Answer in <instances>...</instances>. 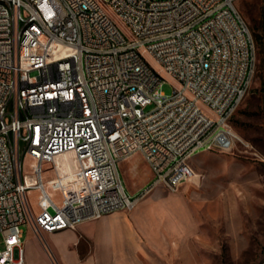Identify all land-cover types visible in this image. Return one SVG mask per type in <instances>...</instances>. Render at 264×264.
<instances>
[{"label": "built area", "instance_id": "1", "mask_svg": "<svg viewBox=\"0 0 264 264\" xmlns=\"http://www.w3.org/2000/svg\"><path fill=\"white\" fill-rule=\"evenodd\" d=\"M234 1L0 0V264H26L24 224L131 210L177 191L196 152L231 147L256 58ZM134 154L151 178L131 193L119 163Z\"/></svg>", "mask_w": 264, "mask_h": 264}, {"label": "rangeland", "instance_id": "2", "mask_svg": "<svg viewBox=\"0 0 264 264\" xmlns=\"http://www.w3.org/2000/svg\"><path fill=\"white\" fill-rule=\"evenodd\" d=\"M234 5L251 36L253 31L262 30L264 0H235ZM254 47L250 88L230 118L235 133L231 147L199 151L190 161L195 174L177 191L157 186L139 199L150 203L157 190L156 201L162 204L155 212L164 221L165 234H171L167 242L158 234L157 244L168 262H174L172 255L181 252L187 264H264V89L260 87L255 43ZM145 57L158 69L149 56ZM173 85L175 82L164 76L159 89L170 94ZM119 171L128 189L138 188L151 177L139 154L120 163ZM29 197L34 206L35 192ZM164 204L175 206L167 210ZM22 228L25 251L34 252L32 264H46L36 251V241L41 242L47 264H60L47 243L51 242L48 236L35 235L27 224ZM82 244L89 248L88 242ZM25 261L30 264L27 258Z\"/></svg>", "mask_w": 264, "mask_h": 264}, {"label": "crops", "instance_id": "3", "mask_svg": "<svg viewBox=\"0 0 264 264\" xmlns=\"http://www.w3.org/2000/svg\"><path fill=\"white\" fill-rule=\"evenodd\" d=\"M146 171L151 174L147 165ZM121 178L123 179L122 175ZM148 181L138 188L128 189L123 179L127 190L131 193L137 192ZM157 197L156 190L150 203L138 201L131 210L111 211L94 220L79 223L75 230L62 229L42 233L50 238L51 242L47 241V243L60 264H187L182 260L181 252L180 255L178 253L172 255V258H175L171 263L166 259L165 253L159 250L158 234L164 242L168 241L171 234H165L164 221L157 218L155 210L161 209L160 204H162L156 201ZM174 206L164 204L163 209L169 210ZM179 239L181 241L182 237L180 236ZM83 242H88L89 248H84ZM36 245L39 246L36 251L47 264V256L41 250V242L38 244L36 241ZM33 254L34 252L29 249L25 251V258L30 264L33 263Z\"/></svg>", "mask_w": 264, "mask_h": 264}, {"label": "trees", "instance_id": "4", "mask_svg": "<svg viewBox=\"0 0 264 264\" xmlns=\"http://www.w3.org/2000/svg\"><path fill=\"white\" fill-rule=\"evenodd\" d=\"M262 21H264V12H262ZM253 41L258 53V70L260 75V87L264 89V27L260 31H253Z\"/></svg>", "mask_w": 264, "mask_h": 264}, {"label": "bare ground", "instance_id": "5", "mask_svg": "<svg viewBox=\"0 0 264 264\" xmlns=\"http://www.w3.org/2000/svg\"><path fill=\"white\" fill-rule=\"evenodd\" d=\"M147 93H154V86H147ZM228 106H237V99L236 98H228ZM64 156H65L64 159L66 160V163H69L70 165L73 166L74 161L72 159V156L70 154H65ZM194 174L195 173H193V175Z\"/></svg>", "mask_w": 264, "mask_h": 264}]
</instances>
